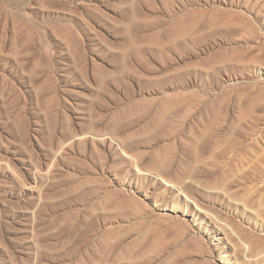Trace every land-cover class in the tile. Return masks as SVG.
<instances>
[{
  "label": "rangeland",
  "instance_id": "obj_1",
  "mask_svg": "<svg viewBox=\"0 0 264 264\" xmlns=\"http://www.w3.org/2000/svg\"><path fill=\"white\" fill-rule=\"evenodd\" d=\"M0 264H264V0H0Z\"/></svg>",
  "mask_w": 264,
  "mask_h": 264
}]
</instances>
